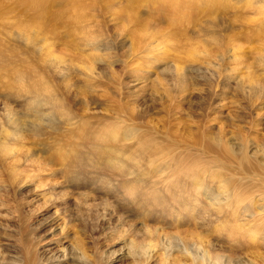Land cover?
I'll use <instances>...</instances> for the list:
<instances>
[{"label":"rangeland","instance_id":"1","mask_svg":"<svg viewBox=\"0 0 264 264\" xmlns=\"http://www.w3.org/2000/svg\"><path fill=\"white\" fill-rule=\"evenodd\" d=\"M174 163L196 168L171 186L264 192V0H0L2 253L135 264L149 228L264 264V240L232 250L208 216L135 211L126 191Z\"/></svg>","mask_w":264,"mask_h":264},{"label":"bare ground","instance_id":"2","mask_svg":"<svg viewBox=\"0 0 264 264\" xmlns=\"http://www.w3.org/2000/svg\"><path fill=\"white\" fill-rule=\"evenodd\" d=\"M244 148L247 149L246 146ZM180 166L179 163H174L172 166L168 165L163 170H169V176L174 177L165 187H154L151 186L152 184L150 185L146 182V184L138 186V188H131L126 191V198L130 200L135 211L138 208L137 213L141 211L166 221L172 219L173 223L182 224L190 222L194 225L200 224V226L207 223V221L203 223V220L205 219L204 217L208 216L207 225L210 224L211 227L214 225L217 229L222 230L231 244L232 250L233 248L235 250L239 248V242L245 236H252V240L254 237L264 240L263 191L244 188L242 187V183L237 184L231 182L230 179H227L214 191L205 190L202 183H198V186L194 189H187L183 186H171L181 178L191 177V172L196 168V166L193 167L190 173L187 174V170L184 169V171ZM224 167L226 168V166ZM166 173L168 175V172ZM247 176L254 178L255 175ZM258 178L260 177L258 176ZM198 196H202L208 205L204 203L202 205H200L201 203L196 204L204 201L200 200ZM208 226L206 228H209ZM145 235L149 241L145 239L137 243L130 241L128 245L127 256L135 264H152L157 261L159 264H168L174 252L178 255L180 254L179 257L189 261L190 264H231L232 259L230 256L216 254L214 251H211V248L203 247L201 243L190 242L184 237L181 238V235L178 233H161L157 229L151 230L147 228ZM155 240H157V245L152 242ZM69 246L72 251L78 249L73 244ZM157 248L159 252H157ZM59 252L61 260H65L67 253H65L64 247ZM55 258L57 257L51 256L47 259V262H55ZM173 260L177 263L181 262L178 258H173ZM0 264H41V259L38 254L28 252L27 250H23L21 255L18 256H12L0 251Z\"/></svg>","mask_w":264,"mask_h":264}]
</instances>
